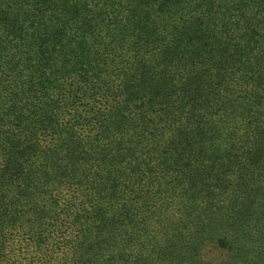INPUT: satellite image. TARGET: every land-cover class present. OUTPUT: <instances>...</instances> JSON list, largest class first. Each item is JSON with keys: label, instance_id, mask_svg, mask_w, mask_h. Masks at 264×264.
Instances as JSON below:
<instances>
[{"label": "trees", "instance_id": "trees-1", "mask_svg": "<svg viewBox=\"0 0 264 264\" xmlns=\"http://www.w3.org/2000/svg\"><path fill=\"white\" fill-rule=\"evenodd\" d=\"M0 264H264V0H0Z\"/></svg>", "mask_w": 264, "mask_h": 264}]
</instances>
